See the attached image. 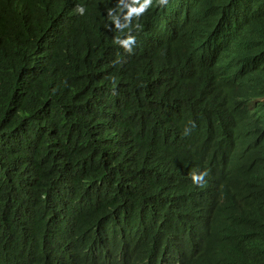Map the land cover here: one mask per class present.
<instances>
[{
  "label": "trees",
  "instance_id": "obj_1",
  "mask_svg": "<svg viewBox=\"0 0 264 264\" xmlns=\"http://www.w3.org/2000/svg\"><path fill=\"white\" fill-rule=\"evenodd\" d=\"M192 1L264 134V0ZM111 6L0 0V264H264V151L212 153L177 58L142 32L126 52Z\"/></svg>",
  "mask_w": 264,
  "mask_h": 264
},
{
  "label": "clouds",
  "instance_id": "obj_2",
  "mask_svg": "<svg viewBox=\"0 0 264 264\" xmlns=\"http://www.w3.org/2000/svg\"><path fill=\"white\" fill-rule=\"evenodd\" d=\"M108 1L113 13L110 11L109 18L118 29L128 31L126 38H116L115 43L131 53L142 32L166 46L159 57L177 58L173 76L182 81L184 104L196 106L194 125L206 133L212 153H230L231 148L257 157L260 149L264 151V134L252 132L249 126L254 98L247 100L242 89L219 86L216 81L225 63L222 53L230 64L238 63V57L233 48L222 49L218 38L209 40L205 36L207 31L210 36L215 27L210 9L197 10L192 0ZM75 11L83 15L84 6L77 5ZM117 18H125V23L120 24ZM180 28L188 29L186 38H180ZM190 130L185 127L184 135ZM206 175V170L189 173L195 186H202Z\"/></svg>",
  "mask_w": 264,
  "mask_h": 264
}]
</instances>
